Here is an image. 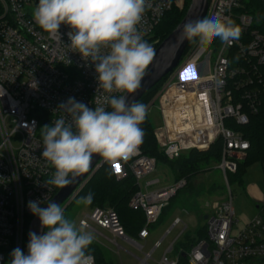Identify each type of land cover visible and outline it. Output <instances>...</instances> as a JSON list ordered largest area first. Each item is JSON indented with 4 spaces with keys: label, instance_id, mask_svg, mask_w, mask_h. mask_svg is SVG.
Returning <instances> with one entry per match:
<instances>
[{
    "label": "built area",
    "instance_id": "built-area-1",
    "mask_svg": "<svg viewBox=\"0 0 264 264\" xmlns=\"http://www.w3.org/2000/svg\"><path fill=\"white\" fill-rule=\"evenodd\" d=\"M152 3L138 25L146 41L154 37L166 15L178 6V0ZM37 5L38 0H0V264H9L10 253L17 247L27 253V228L34 217L28 202L44 200L46 204L60 189L44 186L54 169L42 156L41 128L54 125L57 118L65 115L57 107L69 97L94 109L106 107V96L119 95L98 87L94 65L70 46L69 26L62 24L56 34L38 26L33 18ZM213 16L234 21L240 29L238 38H217L211 50L203 51L197 42L183 55L155 96L161 116L155 137L168 160L178 159L192 149L206 151L221 141V159L216 168L221 171L229 198L215 203L206 215L205 239L187 252L168 257L187 228L177 217L164 238L144 253V264H180V258L187 264H264V204L239 226L227 178V174L237 172L250 148L239 128L247 125L250 116L258 114L262 106L264 0H210L206 17ZM100 162L102 165L107 161L102 158ZM108 163L117 180L133 176L137 190L129 207L142 210L145 223L136 236H131L114 209L95 207L78 224L83 221L117 253L134 256L123 246L126 244L143 254L151 227L187 181L180 179L170 187L150 190L160 184L156 178L147 180L143 188L141 180L155 170L157 162L142 154L141 144L130 158ZM180 225L183 228L155 261L154 252ZM94 241L101 243L96 238Z\"/></svg>",
    "mask_w": 264,
    "mask_h": 264
},
{
    "label": "clouds",
    "instance_id": "clouds-1",
    "mask_svg": "<svg viewBox=\"0 0 264 264\" xmlns=\"http://www.w3.org/2000/svg\"><path fill=\"white\" fill-rule=\"evenodd\" d=\"M152 7V0H38L33 11L38 26L52 34L58 33L62 24L69 26L70 46L94 65L98 87L119 93L105 97L106 107L93 109L75 97L58 105L57 110L65 115L54 125L41 128L42 156L54 169L45 187L72 184L89 170L94 154L107 162L127 159L142 143L147 105L130 102L125 94L136 92L155 55L138 29ZM239 31L229 18H198L184 23L179 43L198 42L203 51L217 38H238ZM43 201L27 205L39 218L42 233L29 232L27 253L19 247L13 249L9 264H94L90 249L94 233L83 221L77 224L66 218L55 201ZM92 201L89 193L76 203L89 205Z\"/></svg>",
    "mask_w": 264,
    "mask_h": 264
},
{
    "label": "rangeland",
    "instance_id": "rangeland-1",
    "mask_svg": "<svg viewBox=\"0 0 264 264\" xmlns=\"http://www.w3.org/2000/svg\"><path fill=\"white\" fill-rule=\"evenodd\" d=\"M189 3L190 0H178V6L175 7L176 11L178 12L175 13V19L170 20L168 26L164 29L166 32L171 30V28L175 25L176 20L187 9ZM166 32H164V34ZM160 38L161 32L156 34L151 40H148L147 42L152 47H156ZM208 49L211 50L212 48L209 47ZM154 99L155 97L146 105L147 114L151 124L157 128L161 125V116L157 105L154 103ZM216 166L217 164H213L211 170L206 168L203 172H200L194 176L191 180L194 188L191 189L190 185H188V187L181 189L179 193L172 199L170 206L165 211L163 220L151 227V236L146 241L143 254L142 252H139L135 248L126 244H123V246L128 249L135 257L123 251L117 253V249L114 246L110 245L106 241L101 240L97 235H95V238L101 242L98 243V245L105 254V257L113 264H144L141 263V259L144 258V253H149L153 249L154 243L164 238L175 217L181 218L183 223L187 226L185 233L179 238V240L176 242V245L183 241L187 233L194 234L200 227L204 226L206 223V219H204V217L212 212V206L220 200L229 198V192L227 186L225 185L224 178L221 174V171L217 169ZM99 167H97L96 171L99 169ZM229 176V178L232 177L231 175ZM156 178L160 180V184L151 187L150 190L166 188L174 184V174L165 163L159 162L156 164L155 170L141 180L142 187L144 188L147 180ZM213 183H216L220 188L222 186H225V188H218L211 192L209 188ZM85 184L81 185L74 192V194L61 205L64 212H66L67 218L74 220L77 224L78 221L86 213H88L91 208L90 205L76 203V201L82 197L80 192ZM229 184L233 196L232 203L235 210V219L238 220L239 226H243L255 216L258 210L256 205L264 204V179L261 165L258 163L251 164L247 167L241 182L232 180L231 178ZM182 228L183 225L176 227L169 235L165 237L162 246L153 254L155 261L162 257L168 245L176 238L180 232V229ZM177 252L178 251L174 249L173 254L168 255V257H174ZM149 264L156 263L150 261Z\"/></svg>",
    "mask_w": 264,
    "mask_h": 264
},
{
    "label": "trees",
    "instance_id": "trees-1",
    "mask_svg": "<svg viewBox=\"0 0 264 264\" xmlns=\"http://www.w3.org/2000/svg\"><path fill=\"white\" fill-rule=\"evenodd\" d=\"M187 10V9H186ZM186 10L180 15L176 20L175 25L166 32L164 30L170 20L175 19V13L178 12L174 8L169 12L160 25L156 28L154 36L161 32V38L159 43L166 38L172 30L178 25L183 16L185 15ZM163 32V33H162ZM164 32H166L164 34ZM156 45V47L159 45ZM195 45L194 42L189 43L188 47L185 50L184 57L189 53V51ZM260 75L262 76V106L258 114L251 115L250 120L247 125H244L239 128L243 133L244 137L250 142V148L247 151L246 158L239 162V166L236 173L227 174L228 182L230 179L236 180L238 182L242 181V177L246 172L248 166L254 163H258L262 167L263 179H264V66L260 69ZM166 79L157 84L153 89L148 91L139 101V103L147 104L149 101L155 97L159 89L163 85ZM143 129V140L141 143V152L145 156L152 157L156 159V162L165 163L174 174V182L180 179H186L187 185H190V188L193 189L194 186L191 183V180L194 176L203 172L206 168L211 170L213 164L219 163L221 159L222 152V143L218 141L216 144L211 146L206 151H199L197 149H192L184 154H182L178 159L168 160L165 155L160 152L156 137H155V127L151 124V121L146 116V119L141 124ZM231 175L232 177L229 178ZM185 187V188H186ZM224 189L225 186L221 188L213 183L209 188L210 191L216 189ZM137 190L135 185V180L132 175H129L126 179L117 180L113 174L112 168L108 162L103 163L99 169L94 173L90 180L82 188L80 194L82 197L88 195L89 193L93 194V201L90 209L95 207H101L105 209H114L119 215L120 221L124 226L127 234L131 236H136L138 230L145 223V216L142 210H132L129 207V201L132 195ZM169 205L163 210L162 215L158 221L161 222L165 215V211L168 209ZM65 216H66V212ZM67 218V216H66ZM28 221V220H27ZM206 238V225L200 227L194 234L187 233L183 241L175 245V249L179 252H187L190 250L191 246L197 241ZM91 254L95 258L96 264H113L109 259L105 257V254L100 249L97 242L93 241L90 245ZM180 264H187L186 259L180 258Z\"/></svg>",
    "mask_w": 264,
    "mask_h": 264
},
{
    "label": "water",
    "instance_id": "water-1",
    "mask_svg": "<svg viewBox=\"0 0 264 264\" xmlns=\"http://www.w3.org/2000/svg\"><path fill=\"white\" fill-rule=\"evenodd\" d=\"M209 2L210 0H190L185 15L181 21L172 30V32L164 38L157 47H155L153 60L145 70V75L143 76L140 86L136 92L132 94H125L129 95L130 102L133 100L139 102L148 91L153 89L177 67L190 43L188 40H184L182 44L179 43L182 27L184 23L189 20L205 18L208 13ZM102 158L103 157L98 154H94L89 170L79 176L72 184L64 188H60L50 201H55L61 206L81 185L85 184L89 180V178L96 171L97 167H99ZM204 219H207V216H205ZM29 232H36L37 234L42 233L38 217L34 216L29 223L27 228V244L29 240ZM183 257H185L184 254Z\"/></svg>",
    "mask_w": 264,
    "mask_h": 264
},
{
    "label": "crops",
    "instance_id": "crops-1",
    "mask_svg": "<svg viewBox=\"0 0 264 264\" xmlns=\"http://www.w3.org/2000/svg\"><path fill=\"white\" fill-rule=\"evenodd\" d=\"M258 206H259V205H256L257 208H258ZM175 218H177V217H175ZM175 218H174V219H175ZM174 219H173V220H174ZM172 223H173V221H172ZM171 225H172V224H171ZM95 242H96V241H95ZM97 243H98V242H97Z\"/></svg>",
    "mask_w": 264,
    "mask_h": 264
},
{
    "label": "snow or ice",
    "instance_id": "snow-or-ice-1",
    "mask_svg": "<svg viewBox=\"0 0 264 264\" xmlns=\"http://www.w3.org/2000/svg\"><path fill=\"white\" fill-rule=\"evenodd\" d=\"M117 170H119V169L117 168Z\"/></svg>",
    "mask_w": 264,
    "mask_h": 264
}]
</instances>
